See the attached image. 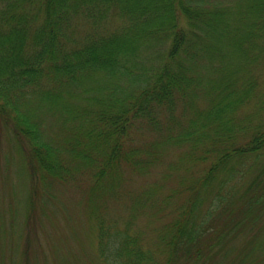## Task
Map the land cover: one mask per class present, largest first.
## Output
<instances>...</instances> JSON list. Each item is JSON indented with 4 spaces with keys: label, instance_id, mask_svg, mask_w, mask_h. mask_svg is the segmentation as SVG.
I'll list each match as a JSON object with an SVG mask.
<instances>
[{
    "label": "trees",
    "instance_id": "16d2710c",
    "mask_svg": "<svg viewBox=\"0 0 264 264\" xmlns=\"http://www.w3.org/2000/svg\"><path fill=\"white\" fill-rule=\"evenodd\" d=\"M263 90L264 0H0L1 123L43 207L55 187L80 189L105 264H243L264 250ZM126 168L161 171L110 229L99 209ZM138 217L152 239L129 231Z\"/></svg>",
    "mask_w": 264,
    "mask_h": 264
},
{
    "label": "rangeland",
    "instance_id": "374dc122",
    "mask_svg": "<svg viewBox=\"0 0 264 264\" xmlns=\"http://www.w3.org/2000/svg\"><path fill=\"white\" fill-rule=\"evenodd\" d=\"M82 28L84 24L79 25V29ZM251 106L248 105L246 109H251ZM260 115H264V112ZM177 155L175 148L167 151L168 157ZM28 159L25 146L12 136L0 120V264H105L98 255L97 228L89 218L80 189L55 187L51 189L55 193L54 198L50 196V202H46V208L43 207L41 198L49 195L41 187L40 191L35 192L27 167ZM160 171L145 175L126 168L124 183L115 189L117 194L113 193L114 198L99 209L100 216L110 229L121 230L125 226L131 211V198L151 184ZM176 179L175 175L163 176L158 178V183L166 188L173 185ZM58 191L60 201L57 200ZM30 193L35 195L36 209L27 218L23 213L14 217L16 198L23 204ZM162 193H165L164 189ZM177 196V202L180 201L179 197L183 198V194ZM11 221L13 225L10 226L8 223ZM130 226L129 231H139L143 236L153 238L154 225L148 218L138 217ZM245 240L246 237L241 234L236 245L240 246ZM258 253L263 254L264 250L260 248L243 264H255L254 257ZM22 255L25 257L22 258Z\"/></svg>",
    "mask_w": 264,
    "mask_h": 264
}]
</instances>
